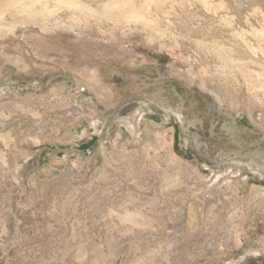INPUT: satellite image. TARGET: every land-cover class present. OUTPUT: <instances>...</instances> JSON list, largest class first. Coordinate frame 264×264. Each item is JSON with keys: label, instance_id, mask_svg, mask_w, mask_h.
<instances>
[{"label": "rangeland", "instance_id": "rangeland-1", "mask_svg": "<svg viewBox=\"0 0 264 264\" xmlns=\"http://www.w3.org/2000/svg\"><path fill=\"white\" fill-rule=\"evenodd\" d=\"M56 1L0 0V264H264V0Z\"/></svg>", "mask_w": 264, "mask_h": 264}, {"label": "bare ground", "instance_id": "bare-ground-1", "mask_svg": "<svg viewBox=\"0 0 264 264\" xmlns=\"http://www.w3.org/2000/svg\"><path fill=\"white\" fill-rule=\"evenodd\" d=\"M35 1V0H34ZM47 1V0H46ZM54 1V0H53ZM64 1V0H63ZM63 1H59V2H63ZM65 1H70V0H65ZM32 2V1H31ZM38 2V1H37ZM40 2V5L39 6H37L35 3L33 4V5H31L30 3L29 4H27V3H21L19 6H11V7H7L6 8V10L8 9V11H9V17L11 18V22H9V23H17V22H20L19 23V25L21 24V26H25L27 23H30L31 21H42L43 23H46V24H50L51 26H55V29H56V26H59L60 25V22L62 21V19H61V21L59 20L60 18H59V16H57V18L55 17V16H53V14H49L50 16L52 15L53 17H55L53 20H51L50 18H52V17H50V18H48V16L49 15H47L46 13H47V11H49V7H47L46 5L48 4H46V3H41V1H39ZM57 1L55 0V3H56ZM79 2V1H78ZM77 2V3H78ZM159 2V1H158ZM67 3V2H66ZM15 4H16V2H15ZM60 3H58V5H59ZM68 4V3H67ZM73 4V3H72ZM83 4V3H82ZM36 5V6H35ZM62 5V4H61ZM64 5V4H63ZM62 5V6H63ZM81 5V4H80ZM86 4L84 3V6H85ZM50 6V5H49ZM54 6V5H53ZM77 6V5H76ZM51 7V6H50ZM56 7V6H55ZM61 7V6H60ZM65 7H67V5L65 6ZM68 7H70V6H68ZM52 8V7H51ZM59 8V7H58ZM64 8V7H63ZM72 8H73V6H72ZM88 8V7H87ZM130 8V7H127L126 6V10H128V9ZM60 9V8H59ZM62 9V8H61ZM70 9V8H69ZM131 9V8H130ZM52 10H54V9H52ZM67 10H68V8H67ZM72 10H74V9H72ZM89 10V9H88ZM91 10V9H90ZM137 11V10H136ZM135 11V12H136ZM127 12V11H126ZM130 12V11H129ZM132 12V11H131ZM71 13V12H70ZM69 14V13H68ZM67 14V15H68ZM76 14V13H75ZM133 15V14H132ZM66 16V15H65ZM61 17V16H60ZM73 17V16H72ZM131 17V16H130ZM133 17V16H132ZM138 17V16H137ZM136 17V18H137ZM75 18H77V17H75ZM135 18V19H136ZM78 19V18H77ZM134 19V18H133ZM71 21V20H70ZM72 22H73V20H72ZM130 22V21H129ZM136 22V21H135ZM146 22V21H145ZM151 22V21H150ZM150 22H149V24H150ZM61 23H63V22H61ZM74 23H75V21H74ZM73 23V24H74ZM77 23V22H76ZM2 24V23H1ZM1 24H0V33L2 32V34H4L5 35V37H7V36H9L11 33H12V29L11 28H2L1 27ZM7 24V23H6ZM65 24V23H64ZM66 24H69V26H67V25H64V27L63 28H67V29H69L70 27H75V26H77V24L75 25V26H73V24L71 23H68L67 22V20H66ZM132 24V23H131ZM144 25H145V23H143ZM8 25V24H7ZM18 25V26H19ZM43 25V24H42ZM41 25V27H44V25L42 26ZM130 25V24H129ZM133 25H134V23H133ZM154 25V24H153ZM6 26V25H5ZM11 27H13L14 25H10ZM49 26V25H48ZM47 26V27H48ZM146 26V25H145ZM156 26H157V23H156ZM8 27V26H7ZM46 27V28H47ZM46 28L43 30L42 29V31H45L46 30ZM58 28V27H57ZM76 28H78V27H76ZM23 29V28H22ZM50 29V28H49ZM79 29V28H78ZM25 30V29H24ZM47 30H48V28H47ZM53 30V29H52ZM72 30V29H71ZM77 30V29H76ZM75 29H74V31L75 32H78V31H76ZM251 30H252V28H251ZM35 31H37V30H34V32ZM73 31V32H74ZM46 32V31H45ZM72 32V31H71ZM41 34H44V33H41ZM3 36V35H2ZM137 39H139L138 37L136 38V40ZM262 41V40H261ZM264 41V40H263ZM259 44H261V43H259ZM114 46V45H113ZM162 48V47H161ZM163 48H164V46H163ZM263 49H264V47H263ZM218 50V49H217ZM261 51H262V49H261ZM118 52V51H117ZM119 53V52H118ZM121 54V53H120ZM221 54V53H220ZM222 55V54H221ZM227 56V55H226ZM225 56V57H226ZM228 59L230 58V57H227ZM145 59V58H144ZM224 59V58H223ZM146 60V59H145ZM1 63L2 62H5V58L4 57H2V59H1V61H0ZM1 66L2 65H0V69H1ZM96 72V71H95ZM177 72V75L178 76H182V78L184 77V78H186L187 79V81L188 82H190V83H194L195 82V79L198 77L197 75H196V73L195 72H191V71H176ZM199 78V77H198ZM197 78V79H198ZM93 79V78H92ZM95 80H96V78H94ZM199 81V80H198ZM199 86L201 87V89H206V90H208L209 92H210V94H211V96L214 98V100H216L217 102H219L220 104H228V106H230L231 108H234L236 105H235V101L233 102V101H231L230 99V101H228L229 103H227V101H226V93H225V91L222 89V88H220V86L218 87V86H216L215 88H212V89H209V88H207V86H206V83H205V81L203 80V79H201L200 78V81H199ZM230 94V93H229ZM228 98H229V96H228ZM228 100V99H227ZM236 108V107H235ZM238 109H239V107H238ZM251 116H252V120H254V121H256L259 125H261V126H263L264 127V115H262V114H260V113H256L255 111H253L252 112V114H251ZM255 122V123H256ZM231 127H233V125L231 126ZM146 129V131L144 132V137L145 138H148V137H150V129H149V127H147V128H145ZM232 135H233V137H232V139L234 140V141H238L240 138L239 137H236V134L234 135V133H232ZM236 192L238 193L239 191H238V189H236ZM223 208V207H222ZM252 238V237H251ZM248 240H249V238H248ZM253 241H254V239H253ZM252 241V242H253ZM233 246H232V244H228V246H227V248L229 249V248H232ZM216 251H217V249H216ZM215 252V250H210V255H213V253Z\"/></svg>", "mask_w": 264, "mask_h": 264}]
</instances>
